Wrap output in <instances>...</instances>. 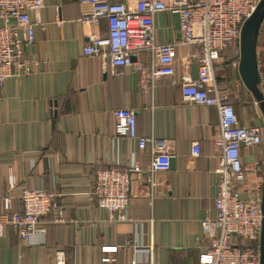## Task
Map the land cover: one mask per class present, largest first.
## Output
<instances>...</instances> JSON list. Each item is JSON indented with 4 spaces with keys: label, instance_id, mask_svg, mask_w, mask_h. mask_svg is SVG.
Wrapping results in <instances>:
<instances>
[{
    "label": "crops",
    "instance_id": "obj_1",
    "mask_svg": "<svg viewBox=\"0 0 264 264\" xmlns=\"http://www.w3.org/2000/svg\"><path fill=\"white\" fill-rule=\"evenodd\" d=\"M44 1L31 17L46 27L37 24L36 41L25 47L26 55L40 63L30 75L10 77L0 86V215L7 196L13 198V209L21 211L19 191L32 187L58 192L67 221L47 223L46 232L35 233L29 241L5 225L0 264H55L58 257L65 264H101L103 245L123 246L116 264H130L135 257L148 260L138 250L150 244L159 264H197L200 251L210 243L203 238L202 221L213 214L220 179L213 144L220 114L215 106L182 100V76H197L196 64L185 60L194 46H179L176 73L157 80L153 97L146 96L134 66L113 68L109 60L84 54L90 37L103 36L108 29L105 20L99 26L84 20L91 10L88 4ZM178 16L157 14L158 42L179 40ZM257 52L264 58L259 43ZM220 70L222 66L216 74ZM234 82L240 122L264 129V111L255 95L242 78ZM257 87L264 96L259 82ZM122 107L136 111L139 136H154L157 147L172 155L170 169L155 174V196L149 194L147 171L152 147L140 149L127 137L116 144L114 111ZM195 142L200 143L199 154L193 152ZM242 158L250 167L256 159L263 164L261 172L247 173L242 186L246 196L258 177L264 180V143L243 149ZM115 161L122 166L138 161L141 168L131 173L125 210L131 221L108 220L109 211L90 194L96 172Z\"/></svg>",
    "mask_w": 264,
    "mask_h": 264
},
{
    "label": "built area",
    "instance_id": "obj_2",
    "mask_svg": "<svg viewBox=\"0 0 264 264\" xmlns=\"http://www.w3.org/2000/svg\"><path fill=\"white\" fill-rule=\"evenodd\" d=\"M80 1L91 7L84 17L86 22L99 26L105 20L108 26L105 35L90 37L84 46V54L109 60L113 68L134 66L139 88L146 96L153 97L157 80L176 73L179 46H194L185 60L196 64L197 76H182V100L194 106H215L220 114V131L213 140L220 158L217 168L220 179L213 214L202 221L203 238L209 239L210 243L200 251L197 264H261L264 180L258 177L246 196L242 194V186L247 173L250 170L261 172L263 164L261 159H256L252 167L247 166L243 162L242 151L263 145L264 129L240 122L229 96L217 82L216 71L224 65L225 47H233L235 51L230 64L235 81L241 80L242 29L262 0ZM44 6V0H0V86L10 77L30 75L40 63L37 58L26 55L25 47L36 41L34 27L37 24L42 29L46 27L31 17V12H39ZM160 12L179 15V40L158 42L155 18ZM263 27L264 22L261 31ZM258 71L259 84L264 92V58L260 56ZM114 114L116 144L122 137H127L131 142H137L140 149L152 147L153 161L147 171L149 194L155 196V174L170 169L172 155L157 147L154 136L138 135L134 109L117 108ZM193 152L199 154V142L193 145ZM134 171H141L138 161L126 166L115 161L96 172L90 194L99 207L109 211L108 220H132L125 210L130 202L131 173ZM57 197L58 192L23 187L18 194L23 210L17 211L13 209V198L7 196L5 211L0 215V234L4 226L9 225L18 231L22 240L29 241L35 233H45L47 223L66 222L65 210ZM121 247L101 246V264H116V254ZM138 251L148 254V260L135 257L130 264H159L151 244ZM55 264H65V261L58 257Z\"/></svg>",
    "mask_w": 264,
    "mask_h": 264
},
{
    "label": "water",
    "instance_id": "obj_3",
    "mask_svg": "<svg viewBox=\"0 0 264 264\" xmlns=\"http://www.w3.org/2000/svg\"><path fill=\"white\" fill-rule=\"evenodd\" d=\"M264 22V0L261 1L254 14L245 22L241 35V58L239 72L243 82L253 92L264 111V96L257 87L259 82L258 71V43L261 27ZM264 196V185H263ZM264 212V197H262ZM264 214V213H263ZM261 264H264V219L261 234Z\"/></svg>",
    "mask_w": 264,
    "mask_h": 264
},
{
    "label": "trees",
    "instance_id": "obj_4",
    "mask_svg": "<svg viewBox=\"0 0 264 264\" xmlns=\"http://www.w3.org/2000/svg\"><path fill=\"white\" fill-rule=\"evenodd\" d=\"M259 45L264 46V27L262 28L261 35L259 38ZM234 51L235 50L233 49V47H230V46L225 47V49L223 51L226 53V54H224L225 55V61H224V65L222 67L223 70H220L217 72L216 79H217V82L220 85L221 89H223V91L225 93H227V95L229 96V101L232 102V104L234 105V107L236 109V105L234 104L235 75H234L233 66H231V64H230V57L233 56ZM229 52H231V54H228ZM22 210H23V208H22Z\"/></svg>",
    "mask_w": 264,
    "mask_h": 264
}]
</instances>
